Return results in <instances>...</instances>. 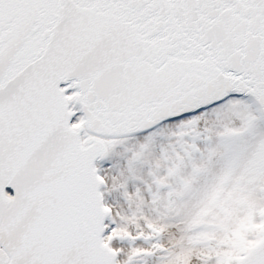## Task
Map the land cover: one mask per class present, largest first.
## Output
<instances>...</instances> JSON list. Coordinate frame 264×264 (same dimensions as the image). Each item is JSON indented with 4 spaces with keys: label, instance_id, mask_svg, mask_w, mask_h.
Wrapping results in <instances>:
<instances>
[{
    "label": "snow or ice",
    "instance_id": "1",
    "mask_svg": "<svg viewBox=\"0 0 264 264\" xmlns=\"http://www.w3.org/2000/svg\"><path fill=\"white\" fill-rule=\"evenodd\" d=\"M0 264H264V0H0Z\"/></svg>",
    "mask_w": 264,
    "mask_h": 264
}]
</instances>
